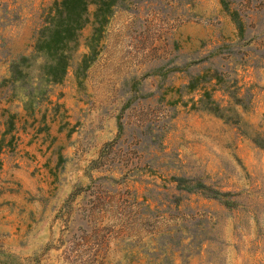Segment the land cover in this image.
<instances>
[{
	"label": "rangeland",
	"instance_id": "obj_1",
	"mask_svg": "<svg viewBox=\"0 0 264 264\" xmlns=\"http://www.w3.org/2000/svg\"><path fill=\"white\" fill-rule=\"evenodd\" d=\"M55 2L0 0V264H264V0H86L58 83Z\"/></svg>",
	"mask_w": 264,
	"mask_h": 264
},
{
	"label": "trees",
	"instance_id": "obj_2",
	"mask_svg": "<svg viewBox=\"0 0 264 264\" xmlns=\"http://www.w3.org/2000/svg\"><path fill=\"white\" fill-rule=\"evenodd\" d=\"M86 0H61L54 3L45 18L43 27L39 30V34L34 46L35 51L43 53L45 62L41 65L43 74L49 78L50 82L58 83L64 78L69 66V55L72 46L71 41L76 40V32L81 29V18L85 13ZM109 6L110 1L104 3ZM108 9L103 12L106 13ZM84 59V58H83ZM26 59L23 58L22 62ZM84 65V60L82 61ZM81 65V66H82ZM11 71L13 72V80L18 79L21 70L18 64L11 63ZM241 102V101H234ZM5 119L3 125L4 131L0 137V153L3 148L9 146L11 141L15 139L12 135L10 139L4 143L6 136L15 128L16 113L5 111ZM9 112V113H8ZM9 148V147H8Z\"/></svg>",
	"mask_w": 264,
	"mask_h": 264
},
{
	"label": "crops",
	"instance_id": "obj_3",
	"mask_svg": "<svg viewBox=\"0 0 264 264\" xmlns=\"http://www.w3.org/2000/svg\"><path fill=\"white\" fill-rule=\"evenodd\" d=\"M233 103L235 104V108L237 109V108H240L241 110H242V102H234L233 101Z\"/></svg>",
	"mask_w": 264,
	"mask_h": 264
}]
</instances>
